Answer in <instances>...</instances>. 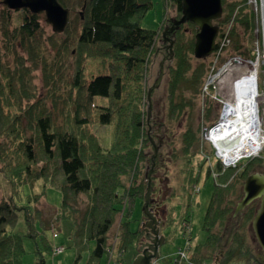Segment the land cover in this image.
Here are the masks:
<instances>
[{"label": "trees", "instance_id": "1", "mask_svg": "<svg viewBox=\"0 0 264 264\" xmlns=\"http://www.w3.org/2000/svg\"><path fill=\"white\" fill-rule=\"evenodd\" d=\"M58 1L70 11L69 23L64 33L50 37L41 24L44 14L8 8L5 11V36L16 58L14 68L8 67L6 54L0 52V175L10 189V195L0 202V264H22L26 255L23 236L9 230L17 224L21 212L26 236L36 244L35 264H46L54 251L49 239L37 228L39 221L42 228L48 226L42 211L36 209L43 194L29 197L26 205L21 203L24 187H34L37 181L63 193L59 217L73 224L74 264L84 254L85 264H108L110 257L114 264L123 263L130 248H139L145 240L142 228L131 230L130 218L138 201L144 206L150 170L153 169L150 209L161 220L162 233L163 228L174 224L172 202L176 197L183 199V204L178 201L185 210L192 207L193 188L200 178L198 170L202 164L197 158L201 154L200 128L196 130L189 124L173 153L186 158L180 169L183 183L169 197L161 198L162 191L156 186L159 157L153 158L161 128L156 127L158 121L150 117L151 109L147 108L148 93L157 89L147 85L151 65L158 57L166 59L169 119L188 116L191 121L214 62L196 59L200 29L195 24H182L169 35V40L164 37L166 29L183 17L184 0H166L176 17L169 19V14L165 15L159 30L142 26V20L154 6L153 0ZM222 6V18L214 25L221 35L223 24L234 19V52L251 59L257 40L254 13L246 0H222ZM19 50L32 58L36 54L43 65L45 87L51 88L48 89L54 95L52 107L49 98L40 94L37 68L29 66L17 53ZM88 60H99L105 74L88 81L84 74ZM209 88L215 96L214 87ZM56 90L65 93L58 95ZM96 97L110 98V105L96 104ZM206 103L205 119L211 111V105ZM60 104L64 107L56 116ZM116 105L124 112L114 140L106 149L93 125L110 124ZM257 160L237 163L224 172L219 167L222 185L217 184L213 192L203 224L207 238L192 249L191 263L264 264V252L252 225L260 200L249 205L241 218L234 217L244 196L245 181L257 172L256 168L264 167V162ZM146 221L143 215L142 222ZM117 223L118 234L113 238L111 232ZM233 229V239L225 247ZM165 241L169 238L165 237ZM190 248L191 245L187 250Z\"/></svg>", "mask_w": 264, "mask_h": 264}, {"label": "rangeland", "instance_id": "2", "mask_svg": "<svg viewBox=\"0 0 264 264\" xmlns=\"http://www.w3.org/2000/svg\"><path fill=\"white\" fill-rule=\"evenodd\" d=\"M4 0H0V52H4L6 54V62L7 66H11L14 68V61L16 58V53L9 50L8 42L5 36V27L4 24L5 20V11L7 7L3 5ZM153 8L147 13L145 18L142 20V26L148 30H159L161 28L162 22L164 20L165 15L169 14V19H173L176 17L175 11L172 10L170 4L167 3L166 0H153ZM246 5L249 6L252 13H254L256 18L255 23V30L254 34L257 36V40L254 42V50L251 59L243 58L239 56V54L234 52L232 47V27L234 25V19L228 24H223L222 32L220 35V31L216 38V45L213 53L210 56L205 57L210 62H214L211 65L209 74L207 75L206 85L203 90V94L200 99L197 101V105L195 108V114L193 119L188 118V116L180 117L177 120H170L167 112V68L164 66L166 59L162 60L161 57H158L153 61L151 65L150 75L147 81L148 88H156L157 80L161 74V66H164V73L161 80V83L154 89L151 94L149 95L148 104L151 109L150 117L154 118V121L158 125L156 127L161 128L159 132V136H161L160 141L157 143L156 150L154 152L155 158L159 157V169L156 174V186L160 189L161 198L164 199L169 197L173 190L179 188V186L183 183L182 182V175L180 174V169L183 164L186 162V158H180L173 155L178 149L175 146H180L181 143V136L187 130L188 125H192L196 130L200 128V153L197 158L199 161L202 162L201 167L199 168V175L200 178L198 182L194 184L196 186L193 188L194 195L192 197V207L189 209L184 208L181 204H183V199L181 197H176L172 205L174 207L173 211V218L174 224L169 228H163L162 236L168 237L169 241L165 242L159 249L160 258L158 260V264H193L189 261V257L191 255L192 249L195 247L196 244H202L206 241L207 234L203 230V224L205 220V215L207 213L211 197L213 192L217 186V184L222 185V179L219 177L221 175L219 167L223 168V172L229 168L224 165L222 161L218 159V151L214 145L205 139L204 134L205 132L212 128L213 126L217 125L220 122V116L222 113V109L224 107L223 101L226 100V96L228 95L225 88L229 86L231 83L241 76L245 75L250 69L247 66L244 67H234L233 71H231V75H228V79L226 83H220L216 81L210 83V85H215V96L211 92L208 91L209 84L208 82L212 79V77L216 76L221 69L225 67L230 61L234 58L238 57L244 59L248 62L255 63L257 59V43H261L262 48V39H260L258 30L261 31L260 26V18H261V9L255 12L254 6L249 5L246 0ZM223 7V6H222ZM82 13V12H81ZM41 15V14H40ZM43 15V14H42ZM45 16V15H44ZM42 17L41 24L44 27L46 36L53 34L52 26L46 23L45 17ZM222 18V17H221ZM220 20V19H219ZM258 20V22H257ZM215 24V22L213 23ZM174 25H172L173 27ZM215 26V25H214ZM171 26H169L170 29ZM216 27V26H215ZM168 29V28H167ZM166 29V30H167ZM259 31V32H260ZM243 34V33H241ZM230 42L224 40V37ZM167 39L169 40L170 36ZM224 40V41H223ZM223 41V42H222ZM166 42V39H165ZM223 47V43H225V47L222 48V56L221 59H217L218 52L220 51L219 48ZM168 45H171L168 43ZM21 55L22 59L27 62V64L31 67L37 68L35 71L36 75V83L38 84V88H40V94L42 97L49 98V103L51 107L53 105L52 97L54 96L53 93L49 90L51 88L45 87L47 83L43 79V71L40 61L38 60L36 54H34L33 60L32 56L23 50H19L17 52ZM197 59V58H196ZM99 60H88L85 66V78L88 81H91L94 77L99 75H104L105 72L102 71V66L98 63ZM10 63V64H9ZM42 66V67H41ZM40 69V70H38ZM261 71V70H260ZM230 73V72H229ZM224 76H222L223 78ZM222 80V79H221ZM264 76L260 72L259 76V91L260 94L264 92L263 86ZM231 81V83H230ZM208 84V85H207ZM49 85V84H48ZM63 86V85H60ZM225 87V88H224ZM64 88V87H63ZM205 89H207L205 91ZM210 89V88H209ZM228 89V88H227ZM52 90V89H51ZM55 93L58 95L64 94V91L56 90ZM206 96V97H205ZM208 96V97H207ZM55 97H58L55 95ZM209 98V101H207ZM217 98V99H215ZM111 99L104 98L101 100L99 97L95 98L96 104H104L110 105ZM205 102L208 107L211 105V111L209 118L205 119L206 110L205 109ZM61 107L63 108L64 105L60 104L57 109V115L61 114ZM121 112L123 113L124 110H119L118 105L114 107L113 112V121L110 124L101 125L95 123L93 125V130L96 135L99 137V140L104 148H109L114 140L115 137V130L118 127L119 119L121 118ZM261 118L264 121V106H261ZM157 120V121H156ZM61 118L58 117L57 124H60ZM162 125L163 127H160ZM263 129V128H262ZM175 142V145L171 143ZM160 144V146H158ZM175 147V151L173 148ZM157 151V153H156ZM152 156V157H153ZM258 159L257 161L264 162V149L258 156H254L251 158H243L239 160L237 163H246L251 159ZM248 160V161H247ZM257 163V162H256ZM258 164V163H257ZM237 165V164H236ZM259 165V164H258ZM231 168V167H230ZM152 170V169H151ZM257 172L264 174V167L256 168ZM256 172V173H257ZM168 173V174H167ZM153 175V174H152ZM148 184V179H147ZM148 188V187H147ZM24 200L21 202L23 205H26L28 202V198H33L34 196L43 194L42 200L39 204L36 205V209L42 211V215L44 221L47 222V228H42L37 223L38 231L44 233L46 237L49 239L52 247L53 253L48 256L46 264H74L76 260V252L72 241V232H73V224L70 220L63 219L59 217L60 210L63 204V193L61 189L53 188V187H45L42 181H37L34 183V187L27 186L23 189ZM10 195V189L7 186L6 181L0 175V202L3 198H6ZM181 204H179V201ZM162 201V200H161ZM34 202V201H33ZM143 207L140 205V201L136 203L134 208L132 209V216L130 218V228L132 231H137L141 229L144 225L142 222L143 219ZM189 217V221H188ZM119 223L115 224L112 229V237L114 238L118 234ZM12 233L23 236V241L26 249V255L23 258L22 264H35L36 263V244L35 241L31 238L26 236L27 227L26 223L23 219L22 212L19 214L18 222L12 228H9ZM235 232V231H234ZM191 245V248H189ZM61 249L60 253H55V250ZM131 250L124 256V261L122 264H134L135 255H137V249L134 246L130 248ZM181 252H185L187 255V260H179L178 255ZM87 260V255L84 254L83 258L79 261L78 264H85ZM106 264V263H105ZM207 264H211L207 262Z\"/></svg>", "mask_w": 264, "mask_h": 264}, {"label": "water", "instance_id": "3", "mask_svg": "<svg viewBox=\"0 0 264 264\" xmlns=\"http://www.w3.org/2000/svg\"><path fill=\"white\" fill-rule=\"evenodd\" d=\"M3 5L13 11L29 10L36 15L44 14L46 23L52 26L53 33H64L69 23L70 11L65 9L58 0H4ZM222 15V0H184L183 17L181 20L176 21L173 27L164 32V37L171 35L182 24L187 22L195 24L200 29L196 37L195 56L197 59L205 58L210 56L215 49L219 28L215 27L213 23L221 19ZM163 69L162 64L156 87L161 83ZM149 93L151 94V91ZM152 173L153 169L150 170L147 176L148 189L143 206L144 215L147 217V221L142 226L145 232V240L137 250L134 264H158L159 249L166 242L165 237L161 235V220L150 209L153 191ZM243 192V199L237 205L234 217L241 218L242 212L249 205L256 200H260V208L252 225L256 240L264 252V174L257 172L248 177L244 183ZM234 231L235 229L230 232L225 247H228L231 243Z\"/></svg>", "mask_w": 264, "mask_h": 264}, {"label": "bare ground", "instance_id": "4", "mask_svg": "<svg viewBox=\"0 0 264 264\" xmlns=\"http://www.w3.org/2000/svg\"><path fill=\"white\" fill-rule=\"evenodd\" d=\"M232 68H234L233 64H227L212 77L210 83L219 80L220 83H226L228 75L234 70ZM252 77L249 74L243 75L232 83L230 81V88L224 87L229 93L223 101L220 122L204 134L205 139L218 151V159L227 167H235L243 158L258 156L264 149V137L258 124L256 89Z\"/></svg>", "mask_w": 264, "mask_h": 264}, {"label": "built area", "instance_id": "5", "mask_svg": "<svg viewBox=\"0 0 264 264\" xmlns=\"http://www.w3.org/2000/svg\"><path fill=\"white\" fill-rule=\"evenodd\" d=\"M247 3L249 5H253L255 7L254 8L255 12H257L258 10L261 9V18H260L261 31L258 30V33H260L258 35H259L260 39H262V48H261V43L258 42L257 43V45H258V48H257V59H256L255 63L248 62V61H246L244 59L236 57L232 61H230L228 64H233L234 67H239V68L247 66L250 69L247 73H245V75L249 74L251 77L253 76L252 80H253V84H254L255 89H256V100H257V108H256V110H257V116H258V121H259L258 124H260L261 133H263V137H264V121L261 118V106H264V92L262 94H260V91H259V76H260V72L264 76V0H247ZM257 22H258V20H257ZM224 40L230 42L229 40L226 39V36L224 37ZM224 47H225V43H223V47H222V43H221V46L219 48L220 51L218 52L217 59L218 58L221 59L220 57L222 56V52H223L222 48H224ZM208 84H209V86H213L214 89L216 90V86L215 85H210V81L208 82ZM263 86H264V80H263ZM206 90L207 89H205V91ZM215 99H217V98H215ZM60 252H61V249L55 250V253H60ZM178 259L181 260V261L187 260L186 253L185 252H181L178 255ZM108 264H114V262L112 261V257H110V260H109ZM118 264H122V263H118Z\"/></svg>", "mask_w": 264, "mask_h": 264}]
</instances>
